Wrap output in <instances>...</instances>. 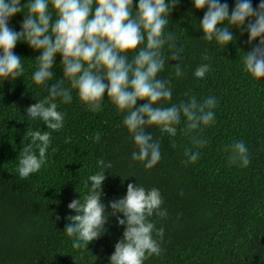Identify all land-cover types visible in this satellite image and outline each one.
<instances>
[{"label": "trees", "instance_id": "16d2710c", "mask_svg": "<svg viewBox=\"0 0 264 264\" xmlns=\"http://www.w3.org/2000/svg\"><path fill=\"white\" fill-rule=\"evenodd\" d=\"M27 2L21 0L22 12L26 13ZM221 2L231 12L236 0ZM261 2L251 0L253 8ZM136 4L138 0H133ZM206 10L194 9L192 0H178L164 28V35L171 33L175 40L168 41L162 53L167 58L169 44L174 43L183 48L182 58L166 59L158 78L169 80L172 89L171 100L160 106L187 102L192 96L201 103L215 97L214 123L188 133L182 117L175 137L156 126L146 128L161 153L151 169L132 159L137 149L122 125L126 112H118L107 96L99 111L81 104L74 89L68 103L57 97L54 102L64 116L58 131L29 117L26 108L48 97V87L63 77L61 57H55L54 77L37 85L33 74L40 52L17 42L13 51L21 57L22 75L0 81V264H109L124 231L115 216H107L106 232L99 239L78 249L72 247L75 237L64 230L70 223L67 217L75 215L67 205L78 198L83 202L91 186L89 177L102 171L97 164L101 159L111 164L102 184L106 215L111 212L108 202L122 198L129 183L156 188L161 194V210L167 216L154 213L148 218L156 229H164L162 239L153 232L161 253L143 264H264V78H252L243 65L245 53L258 40L248 44L247 32L234 26L230 31L235 39L223 48L215 40H204L199 21ZM49 11L55 20L54 11ZM22 12L8 21L14 31H21ZM144 46L128 53V59ZM176 63L181 76L176 75ZM202 64H208L209 71L196 78L194 71ZM64 87L70 88L67 80ZM28 131L50 132V143L41 169L21 179L18 155L31 143ZM195 139L207 143L197 148ZM239 141L248 148L247 167L229 162V147ZM187 149L199 152L195 162H184ZM33 151L38 155L35 145Z\"/></svg>", "mask_w": 264, "mask_h": 264}, {"label": "clouds", "instance_id": "9594fccd", "mask_svg": "<svg viewBox=\"0 0 264 264\" xmlns=\"http://www.w3.org/2000/svg\"><path fill=\"white\" fill-rule=\"evenodd\" d=\"M177 3L178 0L169 3L138 0L134 7L133 0H28L25 13L21 0H0V81L15 80L22 75L21 57L13 51L18 41L40 52L33 74L37 85L54 77L52 69L59 55L63 77L48 87V97L26 108L27 115L42 120L47 129L58 131L64 126V116L54 102L57 97L68 103L74 89L81 104L91 111H99L107 96L118 112H126L122 125L137 149L132 159L145 162V169H151L160 160L161 153L159 143L146 133V128L156 126L162 133L175 137L176 125L182 117L184 131L188 133L202 131L215 120L213 109L217 100L212 96L203 103L192 96L187 102L160 106L161 101L171 100L172 89L170 81L158 75L166 59L180 61L183 52L182 47L177 48L172 43L169 44L170 55L166 58L162 53L163 46L175 40L171 33L164 35V28ZM192 4L196 10L207 9L199 21L204 40H215L223 48L235 39L230 31L233 26L247 32L248 44L258 40L256 46L245 53L243 65L252 78H264V2L253 8L251 0H236L231 12L228 4L221 0H192ZM21 12L24 13L21 31H14L8 21ZM141 44L145 46L129 60L128 53ZM203 59L207 60V55ZM175 69L177 76L183 74L179 63L175 64ZM208 71L209 65L202 64L195 69L194 76L203 78ZM65 80L70 88L64 87ZM138 101L144 103L137 106ZM26 135L31 137V143L18 155L17 172L21 179L38 172L44 165L51 134L28 131ZM99 136L97 133V140ZM206 143V140H194L197 148ZM229 151L230 163L248 166L249 152L243 141L232 144ZM185 156V163H193L199 152L187 149ZM97 164L102 171L89 177L91 186L83 202L78 198L67 205L75 212L67 217L70 223L64 228L69 237H75L72 247L78 249L99 239L106 232L107 216L112 215L118 225L124 226V231L114 245L109 264H143L150 256L160 255V243L153 238V232L162 239L164 229H156L148 219L154 213L161 218L167 216V212L161 210L163 199L159 190H146L129 183L122 198L108 202L111 212L106 215L102 184L106 178L104 172L111 164H105L103 159Z\"/></svg>", "mask_w": 264, "mask_h": 264}]
</instances>
